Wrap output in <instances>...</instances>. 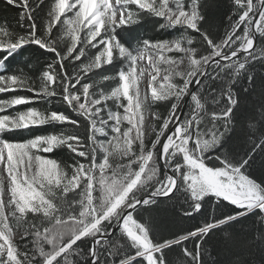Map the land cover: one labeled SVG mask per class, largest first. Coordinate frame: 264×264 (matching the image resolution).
Segmentation results:
<instances>
[{
  "label": "snow or ice",
  "instance_id": "snow-or-ice-1",
  "mask_svg": "<svg viewBox=\"0 0 264 264\" xmlns=\"http://www.w3.org/2000/svg\"><path fill=\"white\" fill-rule=\"evenodd\" d=\"M3 3L0 264H264V0Z\"/></svg>",
  "mask_w": 264,
  "mask_h": 264
},
{
  "label": "trees",
  "instance_id": "trees-1",
  "mask_svg": "<svg viewBox=\"0 0 264 264\" xmlns=\"http://www.w3.org/2000/svg\"><path fill=\"white\" fill-rule=\"evenodd\" d=\"M210 2H213V0H210ZM18 10L16 9H11V8H6L3 0H0V22H3L5 19L12 24H15L14 17L16 16V12ZM217 24H219V21L217 20ZM223 25H220V32H223ZM134 36H153L156 37L157 33H155L152 29V26L145 25L144 27L140 28L137 30L136 33L133 34ZM164 38H171V37H164ZM135 41H133L134 43ZM25 56H32L33 53L31 51L25 52ZM33 59L35 60V56H33ZM23 60V57H18L14 63H19L20 61ZM240 88L241 86H237ZM7 98L3 94H0V99ZM256 99V96L251 97L249 100L246 101V104L251 107L253 100ZM30 106H35L41 109L49 107V105L46 104H34ZM24 106H18V109L22 110ZM53 107H58V105H53ZM159 110L165 111V107L163 105L158 106ZM60 130V129H57ZM43 131H51V129H41L38 131L37 134H41ZM56 158L61 159V160H68V154L64 151H57L55 153ZM200 216H196L193 219H184L181 221L178 217L174 216L172 213L171 209L169 208L167 211H161L159 214V220L161 221V227L162 230L165 231V234H167L168 230L171 231H179L180 229H187L191 226L197 225L201 221ZM246 225L250 227L251 221H247ZM244 227L242 225H236L235 228L232 229V231L236 234L237 239L240 240L242 239V232L241 228ZM212 246L215 247V251L213 252L212 259L216 261V264H231V261L236 259V256L233 255L234 252H239V248H232L229 245H225L223 240H222V234H218L216 238L211 242ZM189 247H191V243H189ZM258 259V258H257Z\"/></svg>",
  "mask_w": 264,
  "mask_h": 264
},
{
  "label": "rangeland",
  "instance_id": "rangeland-1",
  "mask_svg": "<svg viewBox=\"0 0 264 264\" xmlns=\"http://www.w3.org/2000/svg\"><path fill=\"white\" fill-rule=\"evenodd\" d=\"M142 87H143V85H142Z\"/></svg>",
  "mask_w": 264,
  "mask_h": 264
}]
</instances>
